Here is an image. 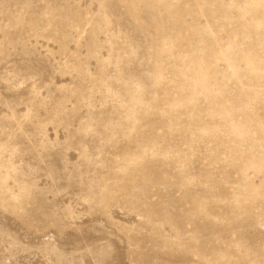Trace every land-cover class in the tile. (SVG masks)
<instances>
[{"label": "rangeland", "instance_id": "rangeland-1", "mask_svg": "<svg viewBox=\"0 0 264 264\" xmlns=\"http://www.w3.org/2000/svg\"><path fill=\"white\" fill-rule=\"evenodd\" d=\"M0 264H264V0H0Z\"/></svg>", "mask_w": 264, "mask_h": 264}]
</instances>
